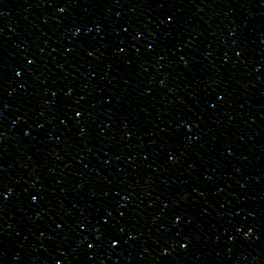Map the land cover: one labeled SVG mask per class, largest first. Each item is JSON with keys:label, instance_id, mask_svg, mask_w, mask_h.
I'll use <instances>...</instances> for the list:
<instances>
[{"label": "water", "instance_id": "95a60500", "mask_svg": "<svg viewBox=\"0 0 264 264\" xmlns=\"http://www.w3.org/2000/svg\"><path fill=\"white\" fill-rule=\"evenodd\" d=\"M0 264H264V0H65L0 114Z\"/></svg>", "mask_w": 264, "mask_h": 264}]
</instances>
